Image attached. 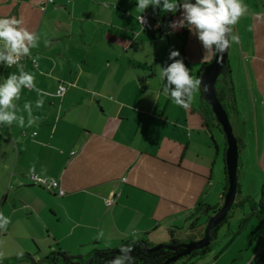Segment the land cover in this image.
Returning a JSON list of instances; mask_svg holds the SVG:
<instances>
[{
	"label": "crops",
	"instance_id": "0c3cea01",
	"mask_svg": "<svg viewBox=\"0 0 264 264\" xmlns=\"http://www.w3.org/2000/svg\"><path fill=\"white\" fill-rule=\"evenodd\" d=\"M244 3L248 11L233 29L242 68L236 78L231 68L234 89L236 82L248 105L235 126L244 143L237 180L241 195L258 200L264 177V0ZM135 7L136 0H0V18L22 20L40 36L31 49L37 64H21L44 93L21 90L16 104L25 127L0 124V213L11 221L0 230V263L44 264L53 250L83 256L133 239L154 246L167 242L170 230L180 238L190 234L189 215L198 203L221 206L222 135L202 125L200 93L184 109L164 94L166 80L159 79V66L172 62L170 50L179 51L175 59L182 58L193 76L212 56L187 28L184 40L182 28L168 26L182 9L173 14L149 6L141 13L150 19L143 28ZM16 71L0 63V82ZM60 83L66 86L62 96L55 94ZM234 95L238 104L236 90ZM39 98L44 104L37 109ZM26 102L33 107L32 126ZM28 172L56 179L64 195L28 182ZM189 264H264V221L247 206L235 209L212 250Z\"/></svg>",
	"mask_w": 264,
	"mask_h": 264
},
{
	"label": "clouds",
	"instance_id": "9594fccd",
	"mask_svg": "<svg viewBox=\"0 0 264 264\" xmlns=\"http://www.w3.org/2000/svg\"><path fill=\"white\" fill-rule=\"evenodd\" d=\"M149 6L173 14L182 9L180 19L170 22L168 26L173 30L187 28L202 43L209 57H217V63L221 62L223 54L233 43H240V37L234 34L233 29L248 11L244 0H136L135 10L139 14L135 20L141 26L146 23L141 13ZM22 25L23 21L14 17L0 18V63L9 69L13 65L17 68L16 72H10L0 82V124L10 126L16 122L21 128L26 126L25 116L18 115L16 104L21 90L29 88L35 90L38 96L44 95L42 90L36 88L34 76L26 72L21 64L23 58L31 57V49L39 46L40 36ZM252 30L250 26L249 31ZM48 43L45 41L46 45ZM177 57H180L179 51L170 50L168 59L172 62L165 67L159 66V79L163 82L166 80L164 94L176 105L189 109L200 92L202 79L191 75L183 59H175ZM207 90V85H204V91ZM43 104V99L39 98L35 107L39 109ZM23 109L28 117L27 126H32L35 123L32 104L26 102ZM9 223L10 218L0 213V230H6ZM102 236L101 231L95 238L100 239ZM132 250L131 244L120 246L118 254L108 264H133Z\"/></svg>",
	"mask_w": 264,
	"mask_h": 264
},
{
	"label": "trees",
	"instance_id": "16d2710c",
	"mask_svg": "<svg viewBox=\"0 0 264 264\" xmlns=\"http://www.w3.org/2000/svg\"><path fill=\"white\" fill-rule=\"evenodd\" d=\"M194 2V0H192ZM185 32L186 28H182V36L185 40ZM208 61L203 62L200 67L196 71V77H199L200 72L203 66ZM227 68L231 72V68L229 65V60H227ZM216 90H217V97L223 104L226 113L228 115L229 121L233 128L234 136L237 140V147L238 152H241L244 148V143L241 137H239L235 132V126L237 125V121L239 118V108L235 99L234 95V84L233 82L230 84V91H231V98L229 101L226 100L227 89L224 84L218 79L216 82ZM200 105L197 109L198 114L202 119V125L206 128L214 126L217 130L221 133L223 142H224V151L226 147V140L225 135L221 130L220 124L216 121L213 112L211 111L210 105H208L205 100L203 99V92L200 89ZM238 172V170H237ZM227 176L225 171V163H224V171H223V192L222 198L227 188ZM241 185L237 180V196L235 201L233 202L230 210L228 211L226 218L221 221L217 226H215L211 230V241L210 243L197 250H192L185 256H181L176 261L168 262L167 264H189L195 259H199L209 253L212 250L213 242L217 237V232L221 226L227 223L228 219L231 217L233 211L235 209H241L244 206H247L250 211L256 216L259 223L264 221V177L260 186V198L255 200L250 195H241ZM218 205H210L207 203H198L194 209L192 210L191 214L189 215V219L191 222L188 226L190 230V234L184 237H178L174 230H170L169 232V240L167 242L161 243L160 247L153 251H147L146 248L150 247L151 245L143 240V239H133L126 242H123L121 245L116 246L114 248H107V249H93L89 253L83 256H74L69 255L64 251L61 250H53L48 252L43 257L44 264H108V261L113 259L115 255L118 254V250L122 245H133V250L131 252V256L133 257V264H163L171 256H174L181 251H183V247L181 246L182 243L188 242L191 240H196L202 237L205 224L208 218L215 213L218 209ZM199 228V230H197ZM135 241V243H133ZM142 244L146 246L143 248ZM27 257H30L29 254H26Z\"/></svg>",
	"mask_w": 264,
	"mask_h": 264
},
{
	"label": "water",
	"instance_id": "95a60500",
	"mask_svg": "<svg viewBox=\"0 0 264 264\" xmlns=\"http://www.w3.org/2000/svg\"><path fill=\"white\" fill-rule=\"evenodd\" d=\"M228 52L223 54L220 63H217V57L212 56L202 68L199 78L202 79L201 90L203 92V99L210 105L216 121L220 124L221 130L225 135L226 147L224 151V163L227 176V188L223 196L221 206L213 213L207 220L202 237L196 240L184 242L181 246L184 248L180 253L171 256L163 264L176 261L181 256H185L192 250L201 249L207 246L211 241V230L226 218L237 195V167H238V147L237 140L234 136L233 128L229 121L226 110L217 97L216 82L219 79L227 89L226 100L231 98L230 84L232 83L231 72L227 68ZM204 85H207V91H204ZM143 248H146L142 244ZM160 247V244L147 247V251H153Z\"/></svg>",
	"mask_w": 264,
	"mask_h": 264
},
{
	"label": "built area",
	"instance_id": "2783aa9c",
	"mask_svg": "<svg viewBox=\"0 0 264 264\" xmlns=\"http://www.w3.org/2000/svg\"><path fill=\"white\" fill-rule=\"evenodd\" d=\"M49 2H52L53 0H48ZM105 6H108L107 3H104ZM142 16L145 18L146 23L144 25H142L143 28L147 27L149 25L150 19L149 16L146 14H142ZM33 56L31 55V57H25L23 58V60L21 62H24L26 60H29L32 62L33 65H36V59L35 62L33 61ZM66 90V86L64 84H59L55 94L58 96H62L65 93ZM24 179L27 180L28 182L34 184V185H38L41 187H44L50 191L55 192L57 195L62 196L64 195L65 191L63 190V188H61L59 182L49 176H42L40 174H38L37 172H28L24 175ZM106 203L108 205L112 204V198H108L106 200Z\"/></svg>",
	"mask_w": 264,
	"mask_h": 264
},
{
	"label": "rangeland",
	"instance_id": "374dc122",
	"mask_svg": "<svg viewBox=\"0 0 264 264\" xmlns=\"http://www.w3.org/2000/svg\"><path fill=\"white\" fill-rule=\"evenodd\" d=\"M252 4H256L257 2H258V0H249ZM230 57H229V65H230V68H232V72H233V75H234V77L236 78L237 77V74H238V71L241 69L242 70V68H241V65L239 64V66H238V63H237V61H236V59H235V55H234V53H235V43H233L230 47ZM234 84V83H233ZM235 89H234V93H235V90H236V94H237V96H238V108H239V112H240V114H243V112L245 111V108H247L248 107V105H247V101H246V98L244 97V100H242L241 98H240V96H241V88H240V86L235 82ZM240 95V96H239ZM243 101H245V102H243ZM239 114V115H240ZM240 118V117H239ZM217 136V135H216ZM237 212V211H236ZM11 264H20V263H16L15 261H11L10 262ZM0 264H2V263H0Z\"/></svg>",
	"mask_w": 264,
	"mask_h": 264
}]
</instances>
